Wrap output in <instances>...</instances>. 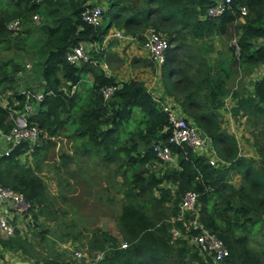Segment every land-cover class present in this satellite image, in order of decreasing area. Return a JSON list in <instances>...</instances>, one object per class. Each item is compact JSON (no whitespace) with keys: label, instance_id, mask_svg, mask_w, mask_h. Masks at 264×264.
<instances>
[{"label":"trees","instance_id":"trees-1","mask_svg":"<svg viewBox=\"0 0 264 264\" xmlns=\"http://www.w3.org/2000/svg\"><path fill=\"white\" fill-rule=\"evenodd\" d=\"M216 1L0 0V54L10 47L9 21L19 18L28 22L37 13L46 18L40 28L43 55L40 76L44 97L35 105L30 121L50 138L62 133L92 145L97 152L101 149L104 159L124 167L121 177L138 189L139 195L157 194L152 197L156 207L153 218L131 203H124L118 219L121 238L104 231L90 236L88 249L103 252L98 264H193L203 261L186 240H173L171 234L172 227L179 226L171 219L177 214L178 202L186 191L199 195L200 220L228 247L229 261L263 264L261 256L250 247V239L253 228L264 217V74L252 79V86L246 92H232L234 107L226 109L231 71L224 72L223 66L213 80L209 63L200 56L199 49V52L189 53L187 58L178 51L190 38L204 40L219 36L233 41L228 48L232 56L230 67L244 63L247 66L243 68L245 75L251 71L248 67L264 69V0H230L221 15L207 16L208 8ZM95 3H104L103 21L98 27L82 20L83 10ZM111 27L141 43L145 42L143 34L148 29L167 38L169 47L160 68L163 96L177 103L187 118L210 137L217 165H210L208 157L190 150L185 155L180 148L176 150V166L158 161L153 146L158 142L166 144L170 130L165 129L168 125L166 114L144 82L118 80L90 63L76 66L67 62L66 54L71 47L79 42L101 44ZM92 51L89 53L92 59L101 57L102 53L97 55ZM144 62L154 66L151 60ZM22 71L11 59L0 61V128L5 132L13 125L14 113L22 109L25 94L13 91V95L3 98L7 88L2 87L16 88ZM89 75L92 81L81 87ZM106 86L116 87L107 99L102 94ZM222 112H229L235 118L245 116L251 121L247 142L252 140L257 157L239 150L237 137L223 124L228 120L222 118ZM62 128L65 130L61 131ZM29 146L27 142L22 143L0 156V182L21 193L31 208H39L43 210L40 214H44L52 201L44 181L23 162L22 156L29 150L39 153L46 146L35 145L33 150ZM155 164L166 167L160 175L148 171ZM235 175L240 177L238 185L232 182ZM167 203L171 206H166ZM68 237L72 236L63 238ZM20 241L16 234L8 238L0 236L3 247L19 248L26 257H32L31 251ZM122 242H126L127 247L121 248ZM47 250L49 256L37 258L36 264H76L67 259L65 249L47 247Z\"/></svg>","mask_w":264,"mask_h":264},{"label":"rangeland","instance_id":"rangeland-1","mask_svg":"<svg viewBox=\"0 0 264 264\" xmlns=\"http://www.w3.org/2000/svg\"><path fill=\"white\" fill-rule=\"evenodd\" d=\"M36 16L37 18H34L33 15L28 22H23L19 18L15 19L20 23L19 28L16 32L10 33L8 41L10 47L5 53L0 54V61L11 59L23 69L18 75L19 81L16 88L2 87L7 88L2 95L3 98L7 95H13V91L23 92L27 89L36 91L42 88L40 63L43 55L40 28L46 22V18L40 13H37ZM111 30L117 29L111 27ZM135 42L138 41L135 40ZM113 43L117 44L114 40L112 45ZM119 43L118 51L123 57L119 58L120 62L117 65L119 72H122L126 66L125 63L131 59L134 53L135 45L132 42L127 43V41ZM139 43L144 45V43ZM232 43L233 41L228 42L219 36L204 40L190 38L188 43L186 42V45L178 51L181 56L187 58L189 53H194L199 49L200 56L203 55L209 63L213 80L220 74L221 71L219 70L223 66L226 69L223 70L224 72L231 71L228 79L230 91L225 97V108L231 110L235 104V99L231 93L235 91L238 93L246 92L250 88L251 80L258 75L257 67H248L251 71L249 70V73L245 75L243 68L247 66L244 63L238 67H230L232 56L229 54L228 48ZM113 53L114 55L117 54L116 51ZM27 65H30L31 68L27 69ZM155 69L153 66L148 67L150 75H153ZM123 78L121 76V79ZM226 113L231 119H227L228 123L223 124L237 137L239 150L248 156L257 157V151L252 140L247 142L251 121L246 120L245 116L238 115L235 118L229 112ZM225 117L227 116L222 114V118ZM64 130L65 128H62L61 131ZM35 145L46 146V149L39 150L40 152L36 154L29 150L22 159L44 181L46 192L52 203L51 206H47L44 214H40L43 210L40 211L39 208L31 207L20 213L21 218H23L22 228L19 229L13 224L15 227L14 235L16 234L20 238V242L27 246L26 249L31 251L33 257L38 259L41 257V255L35 256L36 253H39L35 248V241L38 249L41 250L44 245L59 250L58 244L66 241L69 244L66 257L70 262L98 264L101 258L99 259L97 255L101 251L89 250L88 240L91 235H98L103 231L115 236V238L122 237L118 219L124 203H131L149 218H153L156 207L152 197L157 195L156 192L153 193V196L149 194L139 195V190L133 188L128 180L121 177L124 167L104 159V151L101 149H99L100 152H97L92 145L75 141L71 135L66 136L62 133L50 138L47 133L41 130H39L37 139L30 145V149L33 150ZM126 168L128 169V166ZM165 168L163 165L155 164L151 165L148 171L160 175ZM239 181L240 177L237 175L232 179L235 185H238ZM46 205H44V209ZM166 206L171 205L167 203ZM32 229L33 232H31ZM67 230H69L67 234H64ZM69 235L73 239L72 237L63 238ZM34 236L36 240L33 241ZM250 247L261 256L264 264V217L253 228ZM62 250L64 249L59 251ZM75 250H79L85 255L80 263L72 257V252Z\"/></svg>","mask_w":264,"mask_h":264},{"label":"built area","instance_id":"built-area-1","mask_svg":"<svg viewBox=\"0 0 264 264\" xmlns=\"http://www.w3.org/2000/svg\"><path fill=\"white\" fill-rule=\"evenodd\" d=\"M230 0H217L214 5L208 8L207 16L217 17L221 15L228 7ZM103 6L91 5L87 6L82 12V20L87 24L98 27L103 21ZM242 12L245 9L242 8ZM34 18H37L34 15ZM18 20H11L7 24V29L11 32H16L19 28ZM114 37L120 40L134 41L133 37L125 35L120 30H110L104 39ZM143 37L145 39V51L149 59L155 65L157 71H160L161 66L165 62L166 50L169 47L168 40L161 33H156L153 29H148ZM96 42H79L70 48L66 54V60L76 66L82 63H90L98 66L103 71L105 65H101L96 59H92L89 55L90 51L98 45ZM237 52H238V47ZM30 67V65H27ZM105 73V71H104ZM115 86H106L102 88V94L105 99L109 98ZM24 102L22 109L15 112L13 116V125L10 130L5 132L0 128V156L7 155L13 148L27 142L31 145L39 135L37 125L30 121L29 117L34 114L35 105L42 101L43 90L23 91ZM154 100L160 105L162 111L166 114L168 125L165 129L170 130V135L166 144L161 142L153 146V151L158 161L162 163H170L177 165V148L184 150V154L190 150L192 153L199 156L208 157L210 165H217V157L211 145L209 136L201 132L199 127L182 112L180 106L174 103L172 99H161L157 95H153ZM30 147V146H29ZM198 194L193 191H186L180 197L177 206V214L171 219V222L178 223L179 226H173L171 229L172 238H181L186 240L189 246L195 248L198 255L203 261H195L193 264H235L228 260L230 251L224 242L211 230L205 227L199 217L197 206ZM13 201L12 210L23 213L24 210L31 207L23 195L13 189L4 187L0 182V202L9 204ZM0 232L11 236L14 234V227L9 223V219L0 214ZM126 242L120 244L121 248L127 247ZM72 257L79 263L85 255L75 250L72 252ZM100 259L103 257V252L97 255ZM91 264V263H86Z\"/></svg>","mask_w":264,"mask_h":264},{"label":"crops","instance_id":"crops-1","mask_svg":"<svg viewBox=\"0 0 264 264\" xmlns=\"http://www.w3.org/2000/svg\"><path fill=\"white\" fill-rule=\"evenodd\" d=\"M105 38V36H104ZM102 40V43L99 44L97 43V47L95 49H93L92 52H94L95 54H101V57L97 58V61L101 64V65H105L106 68L104 69L105 74L109 75V76H116L115 78H117L118 80H129L130 79H138V77H140V79L138 80H142L144 82V84L146 85V87L148 88V90L154 95L156 94L159 97L162 98H167L165 96H163V87H162V83H161V79H160V71H157V69H155L156 71L154 73H152L153 75H150V72L148 71V67L150 68V66L148 64H146L144 62V60L148 61L150 60L146 51H145V46L143 44H140L139 42H133V41H127L128 42H132V44L135 45V50L133 55L131 56V59L128 60L127 63H125V67L124 69H122V72H119V67L117 65L118 62H120L121 57H123L120 53H119V42H125L126 40H120L114 37H110L108 39H104ZM116 41L117 44L112 45V42ZM114 51H116V55H114ZM96 59V58H94ZM154 68L155 65L153 66ZM134 71V73H133ZM258 75L256 76L254 80H256L257 78H259L260 76H262L264 74V69L263 68H258L257 70ZM139 73V74H137ZM139 75V76H138ZM121 76L124 77L123 79H121ZM138 76V77H137ZM92 81V77L89 75L88 79L84 80V83H82L81 87L85 86V83H89ZM252 85H250L251 87ZM224 115H226L227 117H225L224 119H231L226 112L222 113ZM23 158V156H22ZM0 214L6 216L9 219V223L14 227L13 224H15V226L17 228H22L21 224L23 223V218H21L20 213H18L17 211H14L11 209V207L9 206V204L4 203V202H0ZM15 218V220H14ZM34 230L32 229L31 232H33ZM14 233H15V227H14ZM14 235V234H13ZM11 235V236H13ZM32 235V233H31ZM0 236L4 237V238H8L11 236L5 235L4 233L0 232ZM34 239L36 240L35 236L33 237V241ZM69 244L68 243H62L60 242L58 244L59 250L60 249H68ZM48 245H44V248L38 249V245L37 242L35 241V248H37V251H39V253H36L35 256H49L48 250H47ZM41 259V257L39 258ZM37 258L35 257H31L28 258L26 257V255L19 249H10V248H5L0 244V264H36L37 263Z\"/></svg>","mask_w":264,"mask_h":264},{"label":"water","instance_id":"water-1","mask_svg":"<svg viewBox=\"0 0 264 264\" xmlns=\"http://www.w3.org/2000/svg\"><path fill=\"white\" fill-rule=\"evenodd\" d=\"M9 206L11 207V209L13 208V206H14L13 201L9 202Z\"/></svg>","mask_w":264,"mask_h":264}]
</instances>
